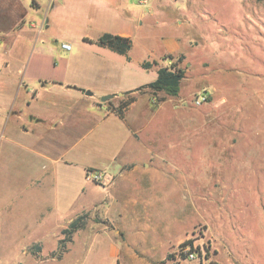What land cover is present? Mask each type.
<instances>
[{"label":"rangeland","instance_id":"1","mask_svg":"<svg viewBox=\"0 0 264 264\" xmlns=\"http://www.w3.org/2000/svg\"><path fill=\"white\" fill-rule=\"evenodd\" d=\"M38 1L43 5L42 17L47 0ZM147 1L152 11L148 14L139 5L146 14L133 36L135 81L143 84L156 75L155 70L138 67V60L147 55L150 60L158 58L160 66L170 65V59H161L169 54H162L169 39L178 38L181 50L172 53L173 60L183 55L179 65L185 70L178 95L167 97L156 108H151L148 90L149 102L146 95L139 96L131 116L142 112L146 126L132 136L135 143L130 155L122 153L117 159V163L127 162V167L157 170L158 180L164 183L157 187L158 195L167 197L158 203V216L172 218L173 235L180 238L165 258H151L150 263L264 264V0ZM47 17L50 23L44 36H56L48 45L50 50L32 58L24 54V45L35 36L25 30L15 36V43L22 46L18 58L7 67L0 50V101L11 95L22 105L26 94L21 91L26 85L37 88L40 77L65 81L75 76L66 68L69 57L58 51L60 37L75 47L76 40L67 33L71 29L60 18ZM30 76L37 78L31 81ZM100 88L96 84L95 89ZM29 110L23 109L21 120H26ZM85 120L73 129L60 128L61 134L41 128L18 134L13 128L14 143L6 147L0 139V264L75 263L71 261L74 252L64 261H50L30 246L40 235L35 222L46 205L56 201L67 217L75 209L78 187L114 181L107 174L112 168L107 161L121 148L120 132L108 121L72 145L88 132L90 119ZM12 121L17 125V120ZM84 164L105 165L107 172L99 170L102 179L87 182L82 175ZM35 185L47 186L48 192L30 193L28 188ZM125 231L130 232L126 225ZM52 234V230L46 234L45 254L54 244ZM184 240H191L199 254L175 258ZM98 243L87 264H110L107 239ZM61 244L66 251L68 242Z\"/></svg>","mask_w":264,"mask_h":264},{"label":"crops","instance_id":"2","mask_svg":"<svg viewBox=\"0 0 264 264\" xmlns=\"http://www.w3.org/2000/svg\"><path fill=\"white\" fill-rule=\"evenodd\" d=\"M22 1L0 0V41L4 37H11L10 40L3 39L0 43V50L3 49L6 58L5 67L18 58V50L22 45L15 43V36L24 30L35 34L34 38H30L31 40L24 45L26 48L24 54L32 58L51 49L48 45L52 44L51 41L56 36L55 34L44 36V31L50 23L47 14H52L53 19L60 18L68 24L67 27L71 30L67 33H71L76 40L75 47L71 45L69 50L72 54H69L68 50L61 48V43L70 42L64 37L58 39L60 42L58 51L60 54L66 53L69 57L66 68L75 76L65 81L40 77L37 88L30 89L26 85L21 91L26 94L22 96V105H17L16 99L11 98V95L0 101V139L6 141L5 147L8 142L14 143L13 128L18 130V134L19 132L29 134L36 128L60 133V128L73 129L77 124L85 123L86 118L90 119L87 121L90 123L88 132L78 139L73 138L72 145H77L92 134L94 126L104 128L108 121L116 124L121 138V148L108 161L106 159L112 165L110 173L107 174L114 177L113 183L104 186L86 183L78 187L73 199L75 209L67 217L56 201L46 205V209L39 213L35 222V228L40 235L33 239L35 244L30 246L31 250L35 248L40 256L51 258L50 261H64L67 254L74 252L71 259L75 261L74 264H87L92 253L99 247L98 241L107 239L110 264H151V258H165L170 246L174 241H179L180 237L173 235L172 218H167L162 213L158 216L157 209L160 206L158 203L167 199L158 195L157 187L162 188L159 185L164 184L162 180H158L159 172L150 168L139 169L137 165L127 167L128 163L125 161L120 163L119 160L117 163L118 156L122 153L130 155L132 145L135 143L132 136L146 126L142 112L133 117L131 112L140 95H146L148 102L149 95L146 89L142 91L135 89L151 82L156 75L143 84L135 81L138 70L131 66L133 61L131 51L134 47L133 36L140 28V20L145 18L146 14L139 5H143L148 14L151 13L152 6L149 5V1L142 3L141 0H47L45 15L39 17L43 5L38 0H25L26 3ZM103 33L129 37L132 46L127 56L97 44L95 40ZM166 43L168 49L162 54H172L181 50L178 38L166 40ZM83 45L90 47L85 50ZM149 58L147 55L146 58L138 60V67L142 68L141 64L144 61L158 59ZM21 64L23 65V62ZM145 70L156 71V66ZM36 78L30 76L28 80L33 81ZM78 80L83 82L80 83ZM96 84L100 85V90L95 89ZM18 92L19 90L16 93ZM109 94L112 95L109 99L101 100L102 96ZM129 99L133 100L122 108L120 117L117 110ZM25 107L28 110L30 108V114L26 120H21ZM3 119L5 122L1 125ZM12 119L18 121L17 125ZM68 135L65 131V137ZM40 138L41 136L38 137ZM57 138L63 140L62 137ZM127 144L129 146L125 148ZM126 167L128 169H125ZM85 168L106 171L105 165L84 164L82 175ZM115 170L117 173H113ZM150 177L152 179L148 180ZM36 182L40 184L39 179H36ZM28 190L37 194L48 192L47 186L35 185ZM164 207L161 206V209ZM82 214L87 215L84 226L71 234L66 251L62 250L63 245L59 247L58 244L59 240L65 238L62 230ZM125 225L129 233H126ZM51 230L54 244L45 254L42 248L46 234ZM149 254L156 257H150Z\"/></svg>","mask_w":264,"mask_h":264},{"label":"trees","instance_id":"3","mask_svg":"<svg viewBox=\"0 0 264 264\" xmlns=\"http://www.w3.org/2000/svg\"><path fill=\"white\" fill-rule=\"evenodd\" d=\"M95 42L101 46L107 47L110 50L117 52L119 54L126 55L132 46L131 39L129 37L121 36L118 34L112 33H103L101 34ZM170 59V65L160 66L158 65L157 60L144 61L141 64V67L144 69L151 68L156 66V78L147 84L137 87L136 91H142L144 89L149 91L151 108H156L157 103L164 101L167 97H175L178 95L179 86L182 79L185 77V70L179 64L183 59V55H179L176 60H173L172 54H167L162 56L163 59ZM133 99H129L126 103L120 105L117 110V114L122 116V108L126 107ZM86 214H82L73 219L66 228L62 230V233L65 235V238L58 241L59 247L61 242L70 240V236L76 230L82 228L85 223ZM189 245L190 249H193L191 240H184L180 246ZM58 247V248H59ZM60 255V254H59ZM59 257V256H58Z\"/></svg>","mask_w":264,"mask_h":264},{"label":"built area","instance_id":"4","mask_svg":"<svg viewBox=\"0 0 264 264\" xmlns=\"http://www.w3.org/2000/svg\"><path fill=\"white\" fill-rule=\"evenodd\" d=\"M142 3H145L146 0H141ZM61 48L64 50H70L71 49V44L68 42H62L61 43ZM102 179V172L97 170V169H93V168H86L84 170V180L87 182H96V181H100ZM193 249H190L189 245L187 246H180L177 249V251L174 253V257L175 258H183V259H187V258H192L194 257L196 254H199V249L194 246L193 242Z\"/></svg>","mask_w":264,"mask_h":264},{"label":"water","instance_id":"5","mask_svg":"<svg viewBox=\"0 0 264 264\" xmlns=\"http://www.w3.org/2000/svg\"><path fill=\"white\" fill-rule=\"evenodd\" d=\"M87 93H89V92H87ZM122 94H123V93H119V95H122ZM111 96H112V95H110V94H109V95H104V96L101 97V100H102V101H105V100L109 99Z\"/></svg>","mask_w":264,"mask_h":264}]
</instances>
